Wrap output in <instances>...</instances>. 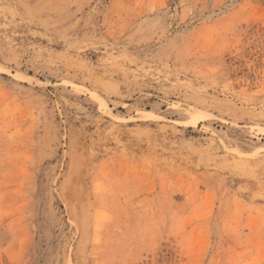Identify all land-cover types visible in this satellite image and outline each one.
<instances>
[{
    "label": "rangeland",
    "instance_id": "obj_1",
    "mask_svg": "<svg viewBox=\"0 0 264 264\" xmlns=\"http://www.w3.org/2000/svg\"><path fill=\"white\" fill-rule=\"evenodd\" d=\"M0 264H264V0H0Z\"/></svg>",
    "mask_w": 264,
    "mask_h": 264
}]
</instances>
